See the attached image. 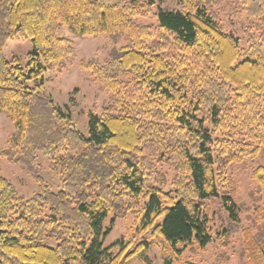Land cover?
I'll list each match as a JSON object with an SVG mask.
<instances>
[{
	"label": "trees",
	"instance_id": "obj_1",
	"mask_svg": "<svg viewBox=\"0 0 264 264\" xmlns=\"http://www.w3.org/2000/svg\"><path fill=\"white\" fill-rule=\"evenodd\" d=\"M224 1L178 0L177 10H162L156 0H0V111L15 126L0 157L23 165L39 188L27 198L0 174V264H127L153 241L171 264L180 243L210 242L205 205L215 199L226 242L238 220L227 169L264 154V0H230L245 20L244 45L224 23ZM64 27L124 41L103 62H80L110 94L87 134L44 83L75 55L74 41L58 34ZM11 39L31 41L25 62L5 58ZM39 153L59 173L58 190L39 175ZM252 176L264 194V166ZM255 209L264 219V207ZM139 213V239L104 246L114 220ZM242 231L243 254L257 264L261 233ZM215 261L227 264L223 253Z\"/></svg>",
	"mask_w": 264,
	"mask_h": 264
},
{
	"label": "rangeland",
	"instance_id": "obj_2",
	"mask_svg": "<svg viewBox=\"0 0 264 264\" xmlns=\"http://www.w3.org/2000/svg\"><path fill=\"white\" fill-rule=\"evenodd\" d=\"M118 1L120 0H103L107 5H113ZM156 4L162 10H177L179 8L178 0H156ZM222 6L224 9L222 18L226 27L240 37L241 43L244 45L247 40L243 27L245 24L244 17L234 14L233 2L230 0H225ZM152 21H154L153 18L143 20L144 23ZM58 34L72 39L76 51L74 57L67 60L61 71L45 73V87L53 100L72 116L76 128L83 134H87L89 116L91 114L101 115L106 112L110 105V94L99 89L91 81L89 73L80 67V62H103L123 46L124 41L104 35L82 38L75 36L67 27L62 28ZM31 49L32 44L29 39L23 41L11 39L5 44L3 53L6 59L17 56L22 62H25L26 55ZM14 132V123L4 112L0 111V152L7 147V141ZM37 163L39 175L52 190H58L61 186L60 175L51 169L49 160L39 153ZM258 164L264 166L263 153L254 159H247L227 169L231 178L232 197L238 209V220L236 229L230 234L226 242H222L224 227L227 224L226 213L221 208L220 199L210 200L205 205L209 218L210 242L204 247H198L196 243L188 246L180 243L179 247L182 249L180 259L171 264H184L185 262L215 264L216 253H223L227 264H256L247 257V253L243 254V252L248 251L243 242L242 229L249 226L254 234L261 233L263 238L261 248L264 252V219L257 217L255 209L258 205L264 207V194L252 176ZM159 171L165 174L167 178L166 188H169L173 177L171 166L164 163L159 167ZM0 174L27 198L39 191L37 183L28 170L23 165L10 163L5 157H0ZM145 200L140 197V204H143ZM140 216L141 213L129 214L123 219L114 220L110 225V232L104 240V246H109L116 241H128L133 236L139 239L134 232V226L139 221ZM105 225H109L108 220ZM241 254H243L242 258ZM144 259L148 260L150 264H164L158 241H153L143 256L132 257L127 264H144ZM257 260V264H264V257L259 256Z\"/></svg>",
	"mask_w": 264,
	"mask_h": 264
}]
</instances>
